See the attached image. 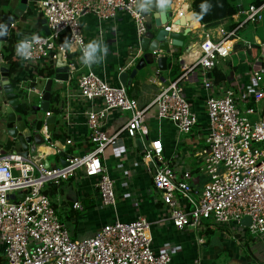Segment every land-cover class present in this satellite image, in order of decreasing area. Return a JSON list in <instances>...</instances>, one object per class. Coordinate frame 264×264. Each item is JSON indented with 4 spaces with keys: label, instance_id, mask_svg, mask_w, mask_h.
Returning <instances> with one entry per match:
<instances>
[{
    "label": "built area",
    "instance_id": "obj_1",
    "mask_svg": "<svg viewBox=\"0 0 264 264\" xmlns=\"http://www.w3.org/2000/svg\"><path fill=\"white\" fill-rule=\"evenodd\" d=\"M141 4L148 10L139 12ZM149 8L147 0H29L23 16L27 11L30 14L10 25L8 37L12 40L16 71L10 73L9 80L16 92L27 103H30L27 94L34 93L40 103L48 79L60 88L54 93L51 90L49 107L40 118L42 124L38 133L44 143L27 156L19 152L0 156V242L6 264H170L173 249L166 247L158 252L152 249L150 225L144 217L138 216L130 222L114 221L89 237L73 239L59 216V206L47 193L50 186L58 187L71 178H93L100 203L115 206L114 181L102 157L121 137L131 139L141 134L145 108H139L121 84L113 85L92 67L82 65L80 57L87 42L81 20L85 15L96 17L97 36L101 41V26L120 14L125 15L133 24L139 44L148 32ZM187 12V9L182 11L175 7L164 25L165 30L175 31L174 22ZM40 18L45 21L48 35H40L31 28L30 22ZM263 19L264 2L241 7L233 16L236 26L228 30L221 25L214 35L206 34L199 44L195 62L159 91L150 104L157 118L172 123L178 134L191 133L198 118L180 82L186 79L187 71L201 70L202 86L207 92V133L203 137L204 147L196 155L200 159L198 171L206 177L203 185L193 187L190 183L192 173L188 170L178 176L162 156L163 148L159 143H150L140 154V161L151 177L152 188L158 194L155 201L160 202L165 217L176 229H197L206 221L215 225H237L241 236L247 233L254 240L264 236V58L258 71L252 70L257 57L252 58L250 70L235 71L239 93L226 79L216 82L214 77L216 68L238 46L236 32L246 24H258ZM1 20L0 16V23ZM20 20L22 26L18 28ZM188 24L177 27L187 28ZM201 27L205 26L201 24ZM33 34L41 39L33 45V58L25 61L16 55V44ZM66 38L73 46L71 51H62ZM252 47L251 42L242 44L248 52ZM143 53L138 46L125 67L134 65ZM153 53L156 57L164 54L163 51ZM169 55L172 67L176 60L171 51ZM2 60L7 63L3 57ZM58 60L67 68V80L54 78ZM48 67L54 69L52 77L43 72ZM158 74L156 70L155 76ZM55 97L57 100L51 103ZM97 100L100 104L96 107ZM259 105L262 108L259 109ZM77 109L86 121L88 133L83 139L91 146L80 155L70 152L74 143L71 138L60 142V147L56 146L53 132H49L44 122L45 118L55 116L67 129L74 123ZM111 112L120 114L121 125L109 133L104 125ZM127 112L131 113L130 117L124 115ZM251 116H254L253 121L249 119ZM40 146L45 150H39ZM60 153L66 157L67 165L48 163L46 166L50 156L60 160ZM19 193H24L22 200L15 197ZM71 208L76 212L83 210L79 201L73 202ZM245 217L249 219L248 225L241 223Z\"/></svg>",
    "mask_w": 264,
    "mask_h": 264
},
{
    "label": "crops",
    "instance_id": "obj_2",
    "mask_svg": "<svg viewBox=\"0 0 264 264\" xmlns=\"http://www.w3.org/2000/svg\"><path fill=\"white\" fill-rule=\"evenodd\" d=\"M181 1V6L189 2V8L192 9L193 0ZM229 1L232 4L235 3L233 0ZM18 3L19 0H11L9 9L4 10V12L10 16ZM236 5L241 6L242 4ZM179 6L178 9L182 8V11L187 9L186 5L184 7ZM22 20L18 22V28L22 26ZM44 22L40 18L30 22V25L36 32L47 35L48 30ZM81 22L87 44L90 41L97 40L108 49L106 56L102 53L98 54V57L103 56V59L99 61V65H93L92 68L111 84L120 85L119 75L122 72L130 74L139 60H136L134 65L128 68L125 67L126 62L130 59V54L137 48L132 22L127 16L121 14L115 20L105 22L100 28L103 30L101 41L97 36L99 27L95 16L85 15ZM229 23V21L223 20L213 27L202 28L199 21L194 23L193 20H190L188 28L191 29V32L187 36H190L191 40L181 56L182 63L175 62L171 67L169 60L168 69L163 71L165 73L159 71L155 63L146 66L143 70H140L141 72L138 71L134 78H127L125 87L127 95L137 101L139 108H145L143 130L136 139L141 140L143 149L149 147L150 143H159L163 148L162 156L169 161L178 176L187 170L192 173L190 183L193 187H201L206 179L198 171L200 159L196 155L204 147L203 137L207 133L205 111L207 92L202 86L201 70L193 68L187 71L186 79L180 82L185 98L198 118V124L191 133L178 134L172 123L157 118L155 110L150 104L159 91L166 88L170 81H174L183 69L190 68L191 64L195 62L199 54V44L203 41L205 35L208 33L214 35L218 26L223 25L226 28ZM178 29L175 25V30ZM247 42L259 45L256 54H252L251 51L248 52L251 59L264 54V40L261 37L254 35L252 41ZM221 63H227V61ZM221 65L214 71L215 81L219 82L217 81L218 72L220 75L225 76L226 82H232L236 68L230 64L228 68L226 66L221 68ZM173 67L175 71L171 73ZM152 70L154 75L150 76L149 71ZM156 70L159 71L157 77L155 76ZM246 70H250V66L240 68L241 72ZM243 81L246 82L245 79ZM54 85V90L58 91L60 86L58 84ZM99 104L98 100L94 102L96 107ZM126 117H130V115L126 113ZM73 121L74 123L65 129L61 126V122L56 119L52 136L55 144L64 142L66 138H71L74 143L70 152L74 155H80L91 147L89 143L85 144L86 141L83 139L88 132L85 126V118L80 114V109H77ZM120 125V114L111 112L105 122L104 130L111 133ZM55 136H58V138H55ZM132 139L121 137L105 150L102 157L107 173L114 181V190L116 189L115 192L119 197V201L114 207L103 208L98 192L93 186L95 182L93 178L83 179L82 184L71 178L62 182L58 187L50 186L48 188L49 195L54 199L57 206L61 207L58 210L61 220L66 226L70 225L72 227L71 237L86 238L106 224L114 221L130 222L138 216H142L150 225L152 249L155 252L166 247L173 249L170 264H264V236L257 240L246 237V235L243 237L240 234L241 229L237 225L205 223L197 230L188 227L176 229L171 221L165 217L160 202L156 203L155 201L157 196L154 195L151 177L145 171L140 161L141 151L133 145ZM39 150L44 151L45 149L40 146ZM56 159L53 163L48 160V163L51 165L60 164L59 157H56ZM90 192H92L91 195ZM93 196L95 197L93 198ZM15 197H17V194ZM75 201L81 202L82 211L72 210L71 206ZM0 264H6L1 242Z\"/></svg>",
    "mask_w": 264,
    "mask_h": 264
},
{
    "label": "water",
    "instance_id": "obj_3",
    "mask_svg": "<svg viewBox=\"0 0 264 264\" xmlns=\"http://www.w3.org/2000/svg\"><path fill=\"white\" fill-rule=\"evenodd\" d=\"M29 0H19V3L12 14L3 23L7 26L9 33L10 25L17 22L22 18L24 12L27 9ZM151 13L146 16V27L148 32L139 40V46L143 50V55L139 58L138 63L135 65L134 69L127 74L122 72L119 75V80L123 87L127 85V78H134L136 73L146 66L156 64L159 71H166L168 69V62L170 60L169 52L172 55L179 54V57L174 59L177 63H182V54L178 53L180 48L184 45V40L186 36L191 32V29L179 28L178 30L168 32L165 30L164 25L169 21L171 12L175 9V3L172 1V5L169 7L167 4L164 5L162 9L158 8L157 0H151L149 4ZM159 13V14H158ZM190 13H194L193 9L187 12L186 15L181 16L178 20L174 22L176 26H186L187 22H190ZM45 23V22H44ZM155 27L156 33L151 32V28ZM48 35L49 32H46ZM8 34L4 37H0V51L2 49V44L7 42ZM163 51L164 54L156 57L153 52ZM186 51V50H185ZM264 54L257 58V61L252 67L253 71H258L262 65V60ZM171 61V60H170ZM171 64V63H170ZM66 66L60 61H57L55 68V79L67 80L68 75L66 73ZM10 77V66L3 62L0 52V88L3 90V96L0 97V156L6 153L19 152L24 156L33 153L36 146L44 143L43 138L38 133V130L42 124V120H33L28 117L23 118V104L27 103L25 98L21 97L18 92L14 89L12 83L9 80ZM53 80L50 78L46 81L43 90V96L41 102L32 106V110L38 112L47 111L50 103V95L52 89ZM127 114L131 115L130 112ZM55 116H50L44 119V122L48 125L49 132H53L55 127ZM133 145L138 147L139 151L142 152L143 146L140 139L133 138ZM60 147V144H56ZM60 165L65 166L67 162L65 161V156L63 153L59 154ZM159 163H157L158 165ZM48 162H46V166ZM17 199L22 200L24 198V193L17 194ZM241 223L243 225L249 224V219L247 217L243 218Z\"/></svg>",
    "mask_w": 264,
    "mask_h": 264
},
{
    "label": "rangeland",
    "instance_id": "obj_4",
    "mask_svg": "<svg viewBox=\"0 0 264 264\" xmlns=\"http://www.w3.org/2000/svg\"><path fill=\"white\" fill-rule=\"evenodd\" d=\"M233 1L235 2L234 4H240L241 3L242 4L241 6H243L244 8L247 7L252 2V0H233ZM4 9L5 10H8L9 9V6L6 7V8H4ZM151 32L156 33L155 27H152L151 28ZM39 34L40 35H43L42 32H40ZM254 35H257V36L261 37L264 40V19H263L262 22H260L258 24H246L242 29H240V30H238L236 32L235 38H238V44H237L238 46H236L234 48V50H233L232 54L230 55V57L228 59H226L227 63H221L222 64L221 65V68H223L224 66H226L228 68V66L230 64L232 67L236 68L237 71H240V68H243L244 66H247V65L250 66L253 63V60L250 58V56L248 54V51L246 49L242 48V44L244 42H247V41H252V38H253ZM190 40H191L190 36H186V38L184 40V45H183V47L180 48V51L178 53H183V51H185L187 49L188 42ZM175 57L178 58L179 57V54H175ZM149 73H150V76L154 75L153 70L152 71H149ZM162 73H165V72H162ZM232 82H230L231 86L233 88H235V90L239 93V85H238V82L236 81V79L232 80ZM54 84H53V87H52V92L53 93L56 92L54 90L55 89V85ZM36 89H39V85H36ZM27 97H28V100L30 101V103H24L23 104V106L26 109V114H23V118L26 115L32 116L31 111H30L31 108H32V106H36L39 103V99H38V97H37L36 94H34V93H28L27 94ZM238 106L240 107L241 111L243 112L244 111V108L241 107L240 104ZM258 107L260 109V108H262V105H259ZM124 115H126V114H124ZM42 116H43V112H36V114H35L34 117L40 119ZM249 119L251 121H253L254 116L249 117ZM58 121H59V119H58ZM48 160H49L50 163H53L57 159L54 156H50L48 158ZM74 180L76 182H78V183H81V181L83 179H74ZM115 190H114V192H115ZM91 193L92 192H90V195H91ZM154 195L158 197V194H156V192H155ZM94 197L95 196H93V198ZM118 201H119V197H118L117 192H115V202L117 203ZM103 208H111V207L103 206ZM60 209H61V207L58 208V210H60ZM205 223H207V222L206 221H203V226L205 225ZM67 229L69 231V234H71L72 227L70 225H68L67 226ZM195 230H197V229H195ZM246 236H248L247 233H246ZM72 238H74V237H72ZM75 238L76 239H83L82 237H78V236H76ZM180 240H182V238H180ZM255 240H257V239H255Z\"/></svg>",
    "mask_w": 264,
    "mask_h": 264
},
{
    "label": "trees",
    "instance_id": "obj_5",
    "mask_svg": "<svg viewBox=\"0 0 264 264\" xmlns=\"http://www.w3.org/2000/svg\"><path fill=\"white\" fill-rule=\"evenodd\" d=\"M10 1L11 0H0V16L2 19L1 20L2 23H4L9 17V15L4 12L5 10L4 8L9 6ZM263 2L264 0H252L250 4L259 5ZM202 3L211 4L212 7L210 11L206 15L203 16V19L199 20L200 24L204 25L205 27H213L217 25L219 22L223 20H227L230 22L228 25H226V28L228 30H231L236 26V24L232 22V17L239 11V9L242 6H237L236 4H232L230 3L229 0H193L191 6H192L194 13H200L201 11L200 5ZM29 14L30 12L27 11L25 14V17L28 16ZM11 44H12V40L10 37L8 41L2 46L1 54H2L3 59L10 66V73L12 74L16 71V62H15V59L13 58V48ZM257 50H259V45L254 44L250 51L252 54H256ZM174 71H175V68L173 67L171 70V73H173ZM43 72L48 77H52L54 75V69L51 67H48ZM217 74H218L217 81L220 82L226 79L224 75H220L218 72ZM56 100L57 98L55 97V99H53L51 103H54ZM251 106L253 105L251 104ZM53 107H51V109H53ZM55 138H58V136H55ZM47 193L49 194V190Z\"/></svg>",
    "mask_w": 264,
    "mask_h": 264
},
{
    "label": "clouds",
    "instance_id": "obj_6",
    "mask_svg": "<svg viewBox=\"0 0 264 264\" xmlns=\"http://www.w3.org/2000/svg\"><path fill=\"white\" fill-rule=\"evenodd\" d=\"M148 4H151V0H147ZM167 4L169 7L172 5V0H157L158 8L162 9L164 5ZM212 5L208 3H202L200 5V13H190L191 19L193 22H198L199 20L203 19V16L206 15ZM148 10L144 4H141L138 8L139 12H143ZM159 14V13H158ZM8 34L7 26L5 24L0 23V37H4ZM40 36L33 34L30 38L25 37L24 39L20 40L16 44V55L21 57L23 60L28 61L33 58V45L38 44L40 42ZM72 44L66 38L64 43L62 44V51L63 50H72ZM102 53L104 56L107 55L108 49L106 46H103L101 42L97 40L90 41L87 45H84L82 48V56L80 57V61L82 65L91 68L93 65H99V61L103 59V56L98 57V54Z\"/></svg>",
    "mask_w": 264,
    "mask_h": 264
},
{
    "label": "bare ground",
    "instance_id": "obj_7",
    "mask_svg": "<svg viewBox=\"0 0 264 264\" xmlns=\"http://www.w3.org/2000/svg\"><path fill=\"white\" fill-rule=\"evenodd\" d=\"M181 2H182L181 0H174L175 7L178 8V5L181 6V4H180ZM185 5L187 6V10L190 11V10H191V9L189 8L190 3H189V2H186V3H185L184 5H182L181 7H184ZM180 6H179V7H180ZM181 9H182V8H181ZM190 20H192V19H190ZM172 28H173V30H175V26H173Z\"/></svg>",
    "mask_w": 264,
    "mask_h": 264
},
{
    "label": "flooded vegetation",
    "instance_id": "obj_8",
    "mask_svg": "<svg viewBox=\"0 0 264 264\" xmlns=\"http://www.w3.org/2000/svg\"><path fill=\"white\" fill-rule=\"evenodd\" d=\"M22 108H23V112H24V114H26V109H25V107L23 106ZM30 111H31L32 116H30V115H26L25 117L30 116L31 119H33V120H34V119H35V120H38L39 118L34 117L35 114H36V112H38V111H34V110H32V109H31Z\"/></svg>",
    "mask_w": 264,
    "mask_h": 264
}]
</instances>
